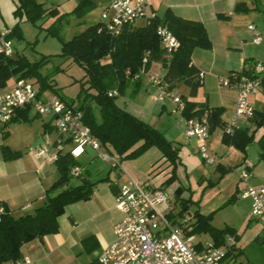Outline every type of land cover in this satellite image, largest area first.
I'll list each match as a JSON object with an SVG mask.
<instances>
[{"label": "crops", "instance_id": "crops-1", "mask_svg": "<svg viewBox=\"0 0 264 264\" xmlns=\"http://www.w3.org/2000/svg\"><path fill=\"white\" fill-rule=\"evenodd\" d=\"M103 1L108 6V0ZM4 4L6 6V9L3 10L4 12H2L0 6V25L13 30L16 20L12 15L18 8V0H5ZM260 4H262L261 0H154L148 12V17L145 18L148 23L149 18H162L165 12L171 9L177 16L185 20L205 25L212 42V49H197L193 54L192 64L203 72L204 75L206 74L204 86L206 85L208 75L211 77L208 84L213 85L215 83L219 87L215 88L213 98L209 94L202 100H199L201 88L196 97H191L189 88L183 85H178L173 91L176 94L180 92V96H185L191 101L200 104L206 103L210 108L223 109L224 115L222 116V121L224 127L231 123L235 115L238 93L235 88L224 87L223 80L248 70L252 64H248L247 62L256 60V63H261L256 55L251 56L250 53L239 52L241 48L238 49L237 45L235 46L237 44L235 38L239 35L237 24L240 20L250 18L253 16L252 13L259 11ZM134 27H137L136 24ZM250 33L254 40V34L251 31ZM263 43L262 39L260 45H255L254 43L253 45L260 47ZM155 66L159 67V70L155 74H165V71L159 64H153L149 71V76L153 75ZM145 78L146 76L143 77L141 89ZM12 79L14 80L13 82H11ZM11 80L5 89L0 90L1 92L10 91L14 87L17 78L13 77ZM40 97L42 98V95ZM261 99L262 97L259 92L250 98V102L256 112H264L263 101L259 102L263 104V109L260 110L258 105V101ZM154 100L158 104H162L161 113H164L167 110L166 104L160 103L156 99ZM124 109L127 110L126 108ZM31 110L29 109L28 112ZM130 113L135 115L133 112ZM19 115L20 113L17 114L16 118H19ZM16 118L15 121L17 120ZM137 118L141 119L140 117ZM22 123V121L13 122L6 129L0 125V202L4 203L11 212H15L19 216L34 213L36 209L43 206L46 202V191L59 179L56 161L51 159L53 158V150L50 151V144L45 140L47 132L37 137L32 136L29 139L27 136L23 145L20 146H15L11 141L13 136L23 126ZM183 124L185 130V118L183 119ZM151 126L158 129L156 125ZM239 127L240 130H248L250 135L254 134L255 141L247 147L246 152H242L235 146L224 143V129H218L211 134L208 144L209 150L211 153L222 158V162L208 164L204 161L200 163L201 159L199 160L197 170H199L201 175H199V178L196 177L198 178L197 180H193V183L197 184L198 187L195 184V187H193L191 184L189 168L186 164V162H190V158L184 157V150L182 148L178 149L174 146L179 155L175 170L176 179L184 181L186 186L181 185L184 188V192L180 197L178 195V191L180 190V186L177 187L178 183L173 184V182L171 187L176 188L173 194L175 198H201L199 204H203L204 198L211 195V190H215L223 183L229 182L232 188L229 200L231 201L232 198H235V201L228 205L230 202L228 200V203L226 202L220 207L212 209V212L220 211L224 206L242 209L245 225L253 221L263 224L262 228L254 231L256 240H258L264 233V220L258 221L250 216L251 201L242 199L241 193L247 185L259 187L264 182V160L260 157L261 150L258 144L264 135V129L257 130L251 120L245 118L239 120ZM41 142L43 144L39 147H46L49 153L46 157L37 158L31 150L37 148ZM186 142L189 144L191 153L195 156L199 155L197 150L201 145L200 142L195 139L187 140ZM253 144L257 145L260 150L258 158L251 157L249 153ZM4 146L10 148L12 151L20 152L22 156L12 161L5 160L2 153ZM107 152L110 153V151ZM87 155L88 151L84 156ZM185 158H187V161ZM143 163L150 170L148 171V178L141 181L134 170L138 169L136 167ZM122 167L123 170L116 173L115 179L109 174L94 182L98 183V185L89 201L76 203L66 209L65 214L59 219L60 231L58 234L46 236L24 246L22 250L23 258L16 264H99L98 258L101 253L115 242V226L124 219V214L117 209V197L110 186L112 184L116 185L117 182L123 185L128 178H131L141 182L145 187L152 189L159 188L167 193L162 186L156 187L150 180L155 177L162 179V184H166L171 179L175 168L163 158L162 153L156 148L151 149L137 160L123 161ZM86 171L91 179V172L87 168ZM99 171L97 172L99 173ZM244 172L251 174V178L246 182L241 179V175ZM213 178L216 181H212ZM167 196L171 198L170 193ZM166 205H164V210L166 209ZM200 214H202L201 211ZM226 229L236 230L234 226H228ZM239 231H237L239 235L238 248L234 257H237L243 250V237ZM214 244L216 245L215 242Z\"/></svg>", "mask_w": 264, "mask_h": 264}, {"label": "trees", "instance_id": "trees-1", "mask_svg": "<svg viewBox=\"0 0 264 264\" xmlns=\"http://www.w3.org/2000/svg\"><path fill=\"white\" fill-rule=\"evenodd\" d=\"M41 1L18 0L15 14L24 12L29 21L35 22L56 13V10L46 11ZM96 6V0H80L74 15L83 16ZM160 26H165L171 31L180 43L179 49L168 51L162 46L157 34ZM50 34L56 36V30L52 29ZM18 35H20L19 29L14 28L11 39ZM197 49H212L207 28L202 23L177 16L171 9H168L162 18L149 20L145 27L126 28L118 37H113L106 30L105 24L100 22L75 36L71 41H62L61 56L73 60L86 72L85 84L89 85V89L81 102L74 104L84 112L85 125L91 130L92 135L106 151L118 156L122 162L137 160L151 149H158L163 158L175 167L167 184L176 180L178 151L158 129L120 107L116 102L117 98H110L108 94L110 91L118 90L121 96L130 86H134L135 92H139L144 77L141 71L145 69V72H149L153 64H159L165 71V81L171 90L183 85L189 88L191 97H196L202 86L200 78L203 73L192 64L193 54ZM15 54V58L0 57V90L5 89L11 78L16 77L18 80L36 79L40 83L39 96L49 89L57 91L54 85L49 84V78L41 74V69L48 62L46 58L32 62L18 52ZM247 63L252 65L242 73L251 76L256 63L252 61ZM183 99L186 104L182 114L185 120L202 117L208 113L210 133L213 134L218 129L225 131L222 121L223 109L210 108L206 103L200 104L185 96ZM28 110L19 111L20 115L16 121H27ZM251 122L257 130L264 129V112L255 111ZM46 128L50 129V127ZM254 141V134L250 135L248 130H238L233 135H228L226 132L224 134V143L235 146L242 152H246L247 147ZM258 144L261 150L260 157L264 160V135ZM2 153L7 161L22 156L20 152L12 151L5 146L2 148ZM55 164L59 179L46 191L45 204L34 213L22 216L10 211L0 221V264H16L21 261L24 246L59 233V219L69 206L92 198L98 183L91 181L86 168L79 160L65 151L59 152ZM76 167L83 169L79 178H74L72 175ZM74 179L80 182L72 185ZM110 187L117 196L118 187L113 184ZM182 193L181 190L178 191L179 197ZM234 201L235 198H232L228 205ZM196 217L197 223L193 225L194 234L209 232L218 247L223 245L228 235L235 236L239 241L236 230H218L211 225V217L199 212Z\"/></svg>", "mask_w": 264, "mask_h": 264}, {"label": "built area", "instance_id": "built-area-1", "mask_svg": "<svg viewBox=\"0 0 264 264\" xmlns=\"http://www.w3.org/2000/svg\"><path fill=\"white\" fill-rule=\"evenodd\" d=\"M154 0H108V6L102 14V23L106 30L113 36H120L128 27L135 26L140 19L148 17V12ZM154 17L149 18V20ZM254 34L253 43L260 45L262 34L255 26H249ZM157 34L162 46L173 51L180 48L179 41L171 31L160 26ZM12 30L0 25V57L12 58L15 54L11 39ZM146 63V61H145ZM143 76H149L145 69L141 71ZM264 66L257 63L252 75H233L223 80L226 88L237 90L236 110L231 123L225 126V132L233 135L240 130L239 120L242 118L251 120L255 115V109L250 98L257 94L262 87ZM204 73L200 82L204 84ZM138 77H136L137 79ZM151 85L159 90L158 102L164 103L171 100L174 114L186 109L182 96L171 90L162 73L149 76ZM110 98L120 96L118 90L110 91ZM36 109L39 116L51 115L53 117V129L58 134V141L53 145V158L56 161L59 152H70L74 159L79 160L88 150L94 151L100 159L119 172L123 170L121 159L107 152L101 143L92 135L91 130L85 125V115L75 104H68L63 100L51 97L43 99L33 83L25 79H17L14 87L7 92L0 91V125L8 128L21 110ZM185 138L197 140L200 147L197 153L204 162L215 164L222 162V158L210 153L208 144L210 141V125L208 113L202 117L186 120ZM37 158L46 157L49 153L46 147H37L31 150ZM83 173L81 167H76L72 175L79 178ZM251 174L244 172L241 179L246 182ZM116 196L117 209L124 214L122 222L114 228L115 242L107 247L99 256V264H229L236 255L238 241L233 235L225 238L223 245L214 243H193L194 227L185 219L183 221H171L169 214L161 211V206L168 203V196L159 188L145 187L141 182L128 178L120 185ZM241 198L251 201L250 216L259 221L264 220V182L261 186L247 185L241 193ZM10 210L0 202V221ZM178 227H175V225ZM13 264V263H11Z\"/></svg>", "mask_w": 264, "mask_h": 264}, {"label": "rangeland", "instance_id": "rangeland-1", "mask_svg": "<svg viewBox=\"0 0 264 264\" xmlns=\"http://www.w3.org/2000/svg\"><path fill=\"white\" fill-rule=\"evenodd\" d=\"M261 1L262 4L259 5V11L252 13L253 16L250 18L240 20L237 24L239 35L235 38L237 43L235 46L237 45L236 47H238V49L241 48L239 52L244 51L247 54L250 53L251 56L256 55V57H258L257 59L261 62L260 64L264 66V43L260 47L253 45V37L248 30L250 25L255 26L258 32L262 34L264 42V0ZM4 2L5 0H0L2 12L6 9ZM79 2L80 0H42L41 3H43V7L46 11L56 10V13L35 22L29 21L24 12H20L19 14L14 13L12 15L16 20V24L13 28H18L20 33V35L12 40L14 51L27 56L32 62L41 61L42 58L48 60L46 65L41 69V74L49 78V84L54 85L57 91L49 89L43 92V99L54 97L68 104L80 103L89 89V85L85 84L86 72L84 68L74 63L73 60L61 56L62 41H71L75 36L83 33L89 27L102 22V14L107 8V3L103 0H96V7L85 15L77 17L74 15V11L78 7ZM146 23L147 21L145 19H140L136 22V26L143 27ZM3 27L6 28V26ZM52 29L56 30V36L50 34ZM234 52H236V50H234ZM255 61L256 60H252L253 63H256ZM158 70L159 67L155 66L153 74ZM210 78L211 77L207 75L206 85H203L199 92V100L206 98L209 94L212 98L214 97L218 85L215 83L209 85L208 81ZM13 81L12 79L11 82ZM28 81L35 85L37 91H40V83H38L36 79H28ZM159 94V90L151 85L149 76L147 75L142 89H140L139 92H135V87L130 86L126 88L124 94L117 98L116 102L120 107L126 108L137 117H140L145 123L156 125L164 137L169 142H172L173 146L184 150V157L190 158V160L188 159L190 162H186L187 158H185V162L189 168L191 184L195 187L193 180H197L199 175H201L199 170H197V166L200 159V163L203 162L202 157L200 155L195 156L191 153L189 144L184 138V117L181 113H173L174 107L171 100H166L164 102L167 106V110L161 113L162 104H158L154 100H157ZM177 94L180 95V92ZM259 94L262 97V99L258 101L261 110L263 109V104L259 102L263 101L264 103L263 88L259 91ZM29 113V119L25 122L22 121L23 126L13 136L11 141L15 146H20L23 145L27 136L29 139L32 136L37 137L47 132L45 140L50 144V151H54L53 145L58 141V134L53 129V117L51 115L39 116L35 108ZM46 127H50V129L47 130ZM259 152L260 150L257 145H251L249 151L251 157L258 158ZM211 154L214 155V153ZM80 163L91 172V180L93 182H97L99 179L109 174L115 179V175L118 173L112 170L111 167L103 162L92 150H88V155L84 156ZM136 168L138 169L134 171L141 181L148 178V171L150 170L148 166L146 167L143 163ZM98 170H100L99 173L97 172ZM183 176L185 177L184 174ZM212 181H216V179L213 178ZM79 182L80 181L77 179H74L72 185H76ZM150 182L156 187L162 186L166 190L167 195L170 193L171 198H168L169 202L166 205V209L164 210V206H161L160 210L169 214L168 217L171 221H176L177 223L185 219L189 224L195 225L197 223V213L201 211L203 215L211 217V225L218 230L226 229L228 226H234L237 231L240 230L239 233L243 237V250L237 257L235 256L231 259L229 264H264V233L258 240H256L254 235V231L262 228L263 224L257 221H253L249 224L248 221H246L248 224L245 225V219L244 216H242L243 210L234 209L233 206H224L222 210L215 213L212 212L215 208L220 207L226 202L228 203L232 189L229 182H225L219 188L211 190V195L204 198L203 204H199L201 198H175L173 194L176 188L171 187L172 183L167 184L166 182V184H162V179H157L155 177L150 180ZM175 183H178L177 187L180 186L179 189L184 192V188L181 187V185L184 187L186 186L184 181L176 179L173 184ZM195 185L198 187L197 184ZM175 227H178V224L177 226L175 225ZM193 239L194 244L215 242L209 232L196 233L193 235Z\"/></svg>", "mask_w": 264, "mask_h": 264}, {"label": "water", "instance_id": "water-1", "mask_svg": "<svg viewBox=\"0 0 264 264\" xmlns=\"http://www.w3.org/2000/svg\"><path fill=\"white\" fill-rule=\"evenodd\" d=\"M15 57H16V54H14L12 58H15ZM262 87H263V89H264V78H263V81H262ZM42 144H43V142H41L40 144H38V147H39L40 145H42Z\"/></svg>", "mask_w": 264, "mask_h": 264}]
</instances>
